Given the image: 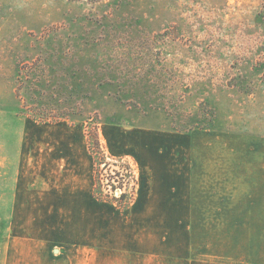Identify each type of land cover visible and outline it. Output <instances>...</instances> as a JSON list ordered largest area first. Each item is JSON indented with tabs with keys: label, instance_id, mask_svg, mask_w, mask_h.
Returning <instances> with one entry per match:
<instances>
[{
	"label": "rangeland",
	"instance_id": "obj_1",
	"mask_svg": "<svg viewBox=\"0 0 264 264\" xmlns=\"http://www.w3.org/2000/svg\"><path fill=\"white\" fill-rule=\"evenodd\" d=\"M28 125L98 203L0 264H264V0H0L4 201Z\"/></svg>",
	"mask_w": 264,
	"mask_h": 264
},
{
	"label": "crops",
	"instance_id": "obj_2",
	"mask_svg": "<svg viewBox=\"0 0 264 264\" xmlns=\"http://www.w3.org/2000/svg\"><path fill=\"white\" fill-rule=\"evenodd\" d=\"M34 128L28 125L22 133L23 138L17 142L15 160L9 163L11 177L6 186L9 199H0V211L9 213L10 239L16 237L24 243L29 242L27 238L30 235L43 237L39 227L38 232L33 229L36 215L41 216L39 222L43 227L48 213L84 211L86 205L98 203L94 197L90 171L86 170L83 180L82 173L79 177L75 175L73 164L69 162L68 171L65 167L63 171L55 173L57 163L50 160L49 139H34ZM3 191L0 189V195ZM23 254L28 258L31 253ZM48 257L47 252L43 253V258Z\"/></svg>",
	"mask_w": 264,
	"mask_h": 264
},
{
	"label": "trees",
	"instance_id": "obj_3",
	"mask_svg": "<svg viewBox=\"0 0 264 264\" xmlns=\"http://www.w3.org/2000/svg\"><path fill=\"white\" fill-rule=\"evenodd\" d=\"M89 3H96V2H99L100 0H87ZM105 166H107V164H105ZM119 176H120V173L119 172H115V175L114 177H116L118 180H119ZM94 181L96 182L94 184V187H93V192H94V197L98 198V182L96 180V175L94 173ZM120 184V183H119ZM117 188H121V187H112V190L115 191ZM125 196L124 195H121L120 198H124Z\"/></svg>",
	"mask_w": 264,
	"mask_h": 264
}]
</instances>
